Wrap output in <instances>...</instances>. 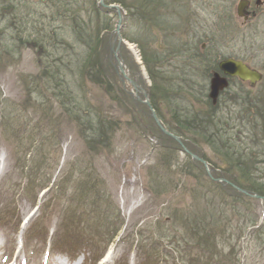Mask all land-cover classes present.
I'll return each mask as SVG.
<instances>
[{
	"label": "rangeland",
	"instance_id": "374dc122",
	"mask_svg": "<svg viewBox=\"0 0 264 264\" xmlns=\"http://www.w3.org/2000/svg\"><path fill=\"white\" fill-rule=\"evenodd\" d=\"M104 1L123 9L126 45L119 59L158 105L162 124L186 129V145L204 156L214 175L264 183V164H249L250 174L241 177L230 171L226 154L227 146L245 147L247 155L255 152L253 161L264 162V0L258 9L251 5L258 15L246 22L235 13L239 0ZM31 2L0 0V264H44L47 253L48 264L57 258L71 263L65 254L78 248L79 264H99L101 238L75 245L62 224L68 196L90 189H99L124 220L119 238L106 246L109 264H143L144 251L160 255L147 264H195L212 254L208 264H264V203L231 205L236 198L211 187L203 168L169 173L156 147L176 144L158 132L145 106L126 93L129 88L121 93L110 52L116 14L98 11V0ZM222 58L242 61L262 79L253 87L231 79L211 105L209 79ZM152 164L166 166L158 170L170 176L165 185L152 169L155 192L148 193L144 176ZM207 212L218 218L216 253L206 239L200 245L174 226L207 224ZM40 227L48 231L42 238L35 230ZM141 240L155 248L142 251L136 247ZM55 242L68 251L56 253Z\"/></svg>",
	"mask_w": 264,
	"mask_h": 264
},
{
	"label": "trees",
	"instance_id": "16d2710c",
	"mask_svg": "<svg viewBox=\"0 0 264 264\" xmlns=\"http://www.w3.org/2000/svg\"><path fill=\"white\" fill-rule=\"evenodd\" d=\"M50 0H45V4H47ZM33 3V1L31 2ZM97 10L100 11L97 7ZM76 36H78V34L75 32ZM55 37H57L55 35ZM57 41V39H56ZM61 43H63L62 40H60ZM60 45V43L58 44V46ZM194 57V56H193ZM225 59V58H222ZM95 60H97V58H95ZM94 60V61H95ZM217 63L215 62V69L217 68ZM210 72V71H209ZM213 72V71H212ZM100 75L97 74L95 76L96 79H99ZM182 88H177L176 92L179 93L181 91ZM209 101V100H208ZM153 108L157 107L158 105L156 103H152ZM191 109L193 110V112H197V109L194 108V106H191L188 108V110L191 111ZM199 111V110H198ZM206 114V113H204ZM95 128H97V126H95ZM171 129L170 131L173 132V134L177 135V136H181V138L184 139V136L181 135L186 134V129L183 128H179L176 129L175 131H172V127L169 128ZM192 129V128H187ZM106 132L101 135L98 139L99 142L101 143H105L106 140ZM171 143H173V141H171L170 139H168ZM174 144V143H173ZM172 145H164L161 144L160 145V149H159V153L161 154V156L165 159L166 161V165L168 168L172 167L171 172L169 171V173H174V171L176 172L177 175H183L189 173L192 168L195 169L198 172H203V170L201 169L202 166H200L199 164H193L191 165L190 162L192 160H190L189 157H186L185 160H180L179 161V157H178V149L177 146L176 147H171ZM190 149V148H189ZM191 150V149H190ZM248 148L244 149H237L234 150L233 147L231 146H227L226 148V154L228 153L227 151H229V166H230V171L233 169L235 171L241 172V177L245 175V172L247 174H250L249 170H248V166L249 164L252 166H254V164H264V162H257V161H253L256 158L253 157L255 152L250 153L249 155H247V151ZM192 151V150H191ZM194 152V151H192ZM258 155H260L258 153ZM201 158H203L204 160H206L204 158L203 155H200ZM168 159L170 161H168ZM253 161V162H251ZM164 165H158L155 166L156 172L158 171V167H161ZM160 173L162 175V177L168 173V171L164 170V169H160ZM149 177H151V173L149 171L148 173ZM170 175L168 174L167 176L163 177V180L165 181V185H166V178L169 177ZM204 176L206 177V174L204 172ZM246 176V175H245ZM215 178H218L217 175H214ZM225 179L229 182H231L233 185L237 186L238 188L245 190L247 192H249L250 194H255V195H259L261 197H264V183L263 182H256L253 183V180L249 178L250 183L246 184L244 182V180L242 178H230L227 177L226 175H224ZM49 178L47 180L44 181V183H42L43 185H47L49 183ZM206 180L208 181L209 185L213 188H218L220 189L221 193L224 192L225 190L229 191L232 193V195H229L231 198H236L234 201H231V205H237L239 203L245 204V203H250L252 201H255L251 198H247L239 193H237L235 190H233L230 186L227 185H222L219 183H215L212 180L208 179L206 177ZM150 181H153L150 179ZM255 181V180H254ZM172 183V182H171ZM165 188V186L163 187V189ZM165 190V189H164ZM102 199H104L105 201V205L108 207V210H103V212L100 211L101 207H102ZM112 204H109L107 202V199L103 196H101L100 190H75L73 192V194L71 195V200L70 203L66 209V212L64 211V216H63V220H62V224H63V230H65L66 235L69 237H73L76 238L78 241L75 242V245H80L83 247L85 246V241L86 240H90V242H94V240H96L97 237L102 239L100 240L101 242L105 243V245L109 242H111V240L113 239V237L116 235V233L119 230V222H120V216L118 214V212H116L114 209H112ZM109 213V214H108ZM209 217L211 218L210 222L207 224H174V226H178L181 229H183L185 232H188L191 236L192 240H196L197 243L201 242V244H204V240L206 239V247H208L207 249L210 251H213L214 253L217 252V244H216V240L215 238L218 236V234H220L218 228H217V224H218V218L215 217L214 214L207 212ZM64 220H68L70 222V224H67ZM256 221L251 222V225H255ZM158 228L160 230H163V224L162 225H158ZM209 228L210 230L213 231V233L209 232ZM40 233L44 236L45 230L44 228H38ZM78 231V232H77ZM86 232V233H85ZM262 229L259 228V230L257 231V233L261 234ZM165 235V234H163ZM159 237H163V236H159ZM181 241H185L184 237H180ZM92 240V241H91ZM144 241V240H142ZM67 244H69L68 241H66ZM89 243V242H88ZM108 243V244H109ZM185 243V242H184ZM142 242L139 243V247L141 248L142 246ZM199 245V246H200ZM210 246V247H209ZM144 247V246H143ZM143 247L141 248L143 250ZM152 249H154V246H151ZM68 249V248H67ZM81 248L76 249L75 251L79 250ZM144 251V250H143ZM145 253V259L143 261V264H147L151 259L155 258L158 260L160 258L159 253H154V252H148V251H144ZM154 253V254H153ZM214 255L212 254L210 256V258L203 260L201 258L197 259L195 262V264H208L210 262L211 257H213ZM191 258L187 261L188 263H190ZM224 264V261H223Z\"/></svg>",
	"mask_w": 264,
	"mask_h": 264
},
{
	"label": "water",
	"instance_id": "95a60500",
	"mask_svg": "<svg viewBox=\"0 0 264 264\" xmlns=\"http://www.w3.org/2000/svg\"><path fill=\"white\" fill-rule=\"evenodd\" d=\"M100 5L104 8L107 9H115L117 16H118V22H117V26L115 29V33H116V37L118 38V42H117V47L115 49V51H112L113 56H114V60L117 64V70L122 74V77L119 75L118 71L117 76L119 78V81L121 82V84H125V82H128L132 87L136 88L135 84L129 80V78L124 74L123 71V67L121 66V64L119 63L118 57H117V51L119 49V46L122 42L120 36H119V30H120V26H121V14L118 10L117 7L115 6H105L103 4V0H100ZM246 3L245 2H240L237 6V16L238 17H243L245 11ZM116 68V67H115ZM218 70L222 73L223 77H221L219 74L214 73L213 77L211 78L210 81V93H209V97L211 98V100L213 102H215L218 94L220 91H222L224 88H226L228 86L226 77L229 78H237L239 81L241 82H247L249 84L250 87H253L256 83H258L259 81H261L262 76L255 70L250 69L248 66H246L244 63H242L241 61H236L233 59H227V60H223L221 62H219L218 64ZM148 108L150 109L151 112V116L153 118V120L155 121L156 125L158 126L159 130L166 136L174 139L182 148V150L187 153L188 155H190L194 160L200 162L201 164H203V166L206 168L207 172V164L205 162H203L200 158H198L197 156L191 154L182 144V142L175 136L171 135L170 133H168L161 125V123L158 121V119L156 118L153 110L151 109V107L149 106L148 103H146ZM209 174V172H208ZM228 183V182H226ZM229 184V183H228ZM239 193L248 196V197H253L255 199L258 200H264V198H261L257 195L252 196L250 194H248L246 191H243L235 186H233Z\"/></svg>",
	"mask_w": 264,
	"mask_h": 264
},
{
	"label": "flooded vegetation",
	"instance_id": "af4514ba",
	"mask_svg": "<svg viewBox=\"0 0 264 264\" xmlns=\"http://www.w3.org/2000/svg\"><path fill=\"white\" fill-rule=\"evenodd\" d=\"M248 1H249V7H248L247 10L249 11V9H250V12H251L252 14L255 12L254 14H255V17H256V15H258V13H257L256 11H254L255 9H254V10L251 9V5H252V3H253L254 8L258 9V8H259V4L261 3L262 0H261L259 3L257 2V0H255V1L248 0ZM256 5H257L258 7H257ZM251 18H253V17L251 16ZM247 20H248V19H246V21H247ZM246 21H245V22H246Z\"/></svg>",
	"mask_w": 264,
	"mask_h": 264
},
{
	"label": "bare ground",
	"instance_id": "6f19581e",
	"mask_svg": "<svg viewBox=\"0 0 264 264\" xmlns=\"http://www.w3.org/2000/svg\"><path fill=\"white\" fill-rule=\"evenodd\" d=\"M107 258H105L104 260H103V262H102V264H106L107 263ZM50 264H52V262H50Z\"/></svg>",
	"mask_w": 264,
	"mask_h": 264
}]
</instances>
